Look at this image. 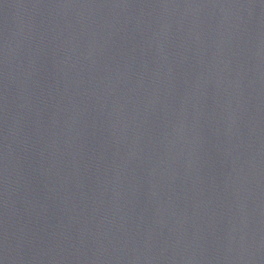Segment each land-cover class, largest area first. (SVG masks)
<instances>
[{"label":"water","instance_id":"obj_1","mask_svg":"<svg viewBox=\"0 0 264 264\" xmlns=\"http://www.w3.org/2000/svg\"><path fill=\"white\" fill-rule=\"evenodd\" d=\"M0 264H264V0H0Z\"/></svg>","mask_w":264,"mask_h":264}]
</instances>
